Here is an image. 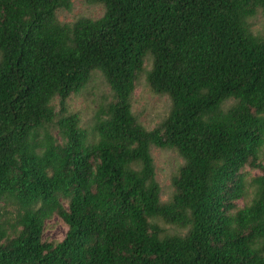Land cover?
Segmentation results:
<instances>
[{"label": "trees", "instance_id": "trees-1", "mask_svg": "<svg viewBox=\"0 0 264 264\" xmlns=\"http://www.w3.org/2000/svg\"><path fill=\"white\" fill-rule=\"evenodd\" d=\"M89 2L69 24L72 0H0V264H264V0ZM96 73L86 128L67 100ZM143 76L170 102L152 130ZM154 149L183 160L167 201Z\"/></svg>", "mask_w": 264, "mask_h": 264}, {"label": "rangeland", "instance_id": "rangeland-1", "mask_svg": "<svg viewBox=\"0 0 264 264\" xmlns=\"http://www.w3.org/2000/svg\"><path fill=\"white\" fill-rule=\"evenodd\" d=\"M104 14V7L99 4H92L89 0H72L71 10H59L57 13L58 20L61 23L72 24L80 18L98 19ZM263 16L256 17V28L264 36ZM110 98V91L100 74H94L92 80L78 95L72 96L67 100V110L77 113L82 124L86 128H90L94 124L95 116ZM58 106L57 100L54 103ZM133 112L137 115L140 122L148 129L156 128L168 115L170 102L167 98L154 95L149 87H147L144 76L141 78L134 94H133ZM152 156L155 164L156 180L158 181L161 192L162 201H167L172 189L171 178L179 167L183 164V160L173 151L169 150H152ZM253 175H257L253 172ZM251 199L250 196L241 201L243 206ZM0 216L3 220L12 222L16 217V210L9 206L0 210ZM66 226L57 217L46 223L44 239L49 242H59L66 235Z\"/></svg>", "mask_w": 264, "mask_h": 264}]
</instances>
